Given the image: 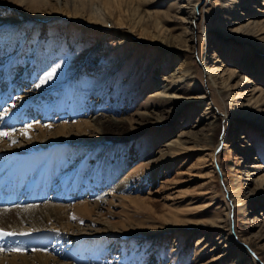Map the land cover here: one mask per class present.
<instances>
[{"label":"rangeland","instance_id":"1","mask_svg":"<svg viewBox=\"0 0 264 264\" xmlns=\"http://www.w3.org/2000/svg\"><path fill=\"white\" fill-rule=\"evenodd\" d=\"M83 1L73 0L68 8L54 0L49 6L40 1L28 0L25 5L22 0H0V131L16 134L31 125L71 126L85 121L81 134L69 135L67 142L59 143L64 145L12 158L0 156V180L6 179L0 185L2 193L12 191L17 182L28 187L23 192L34 186L44 196L0 210L47 203L92 205L113 192L117 197L113 208L103 206L87 218L67 223L118 236L93 238L96 234L84 231L73 236L14 234L16 245L25 246L17 251L9 247L0 253V260L12 254H25L31 260L33 253H42L68 264H235L238 257L242 264H264L258 249L264 248V106H248L260 95L253 91L254 85L264 91V41L223 33L231 21L222 12L225 0L191 2L197 7L196 19L186 24L194 34L188 51L183 42L176 41L175 47L161 45L155 37L163 28L179 35L180 23L165 12L174 8L175 1L191 11L186 0L99 1L111 14L109 28L91 23L89 0ZM238 2V16L246 19L247 12L264 20V0ZM140 20L141 26L136 25ZM260 34L264 38V29ZM168 52L175 60L166 59ZM203 57L213 66L216 86L202 74ZM243 60L253 71L245 72L244 82L232 78L229 91L235 98L223 101L220 81L229 72L223 75L218 68L242 69ZM183 62L195 70L196 80L185 78L174 85ZM49 72L54 76L45 80ZM49 84L54 87H46ZM164 87L169 94L187 98L202 94L205 99L172 106L160 95ZM212 113L220 118L229 115L214 127ZM103 118L113 122L101 131L84 127ZM202 134L211 136L204 142ZM226 135L230 138L217 144V138ZM168 144L189 151L172 158ZM226 144L230 148H224ZM198 145L210 150H197ZM215 147L213 166L200 165V156L211 154ZM9 159L11 165L4 167ZM136 168L135 185L116 192L118 181ZM225 168L242 189L239 200L251 198L246 208H240L247 217L237 214ZM209 170L216 180L213 193L201 196ZM217 217L221 225L226 221L223 229L212 226ZM244 220L246 233L239 226ZM221 234L228 237L221 241ZM250 237L258 248L246 242ZM29 239L36 246L26 251Z\"/></svg>","mask_w":264,"mask_h":264},{"label":"bare ground","instance_id":"2","mask_svg":"<svg viewBox=\"0 0 264 264\" xmlns=\"http://www.w3.org/2000/svg\"><path fill=\"white\" fill-rule=\"evenodd\" d=\"M29 1H31V2H39L40 1V2H43L47 6H49L52 2V0H29ZM99 1H102V0H89L88 3L90 4L92 11L88 16H90V20H91L92 24H96L97 26H100V27L103 26L105 28L106 27L109 28V24L110 25L112 24L111 14L109 12H105L102 9L101 5L99 4ZM103 1L106 2L107 0H103ZM151 1H153V0H144L143 2L145 4H147ZM186 1H187L188 5L190 4L192 6L191 11L184 10L186 6L185 5L182 7L178 6L177 5L178 2L175 1L173 3L174 8L170 7L167 10V12H165L167 14L166 17H171L176 22L180 23V25L182 27V31L179 32L178 36H175L174 34H171L169 32V30L167 31L164 28L161 29L159 35H155V37H157V39L160 41L161 45L165 44L168 46H174L175 47L174 44L176 41L177 42H183L185 44L191 42L194 34H193V31L189 29V27H186V24L188 22L192 23L193 19H196L195 9L197 7L196 6L197 3L191 4V2L193 3V0H186ZM54 2L58 6L64 5L65 7L69 8V2H73V0H54ZM80 2L82 4L86 3L83 0H80ZM21 3L26 5L28 3V0H22ZM238 4H239L238 0H225L224 1V6H223L222 12H223L224 16L228 17L229 20H231V21L227 22L226 26H225L229 30H227L226 33L223 31V33L225 35L242 34V35H245L246 37H249L250 39L258 42V43L263 42L264 38L260 37L261 36L260 33L263 32V29H264V20H262V19L260 20V19H258V17H255L254 15H249L247 12H246V14H247L246 19H244L242 16H238L237 14L239 12V8L241 7L240 4L239 5ZM262 6H264V3ZM139 7H140V5L137 6V9ZM203 9H205V8H203ZM229 9H230V11H229ZM233 9L236 10V11H234V13L232 12ZM261 11L264 15V8H262ZM81 12H84V9ZM119 23L121 25L123 24L122 22H119ZM141 24H142L141 20L136 22V25H138V26H141ZM144 29L146 31H148L147 28H144ZM187 45L188 46H186V47H187V51H188L189 50V44H187ZM166 59L172 60V61L175 60V58L171 55V53H169V55L166 56ZM201 61H202V67H203L202 74H204V72H205V74L207 76V80L216 86L217 85V79H215L213 76L214 71H213V66H211V62H208L205 57H203ZM241 66H242L241 68L243 70L242 69H236V70H232V69L227 70L226 69L225 71H223L225 69V67L224 68H221V67L218 68V70H220V72H223V75L226 71L229 72V75L227 76L228 78L227 79L222 78L220 81L221 82L220 87H222L223 90L220 91L219 96L223 101H225L226 99L231 100V99L235 98V95L234 94L232 95L231 92L229 91L230 82H231L232 78L239 77L240 82H244L247 79L246 78L247 74L245 72L253 71V69H250L249 66L245 65V60L242 61ZM194 74H195V70L193 68H191V66L188 63L183 62L180 65V67L177 69V76L178 77L174 78V79H177V80H174V85L183 83L185 78H190L192 81H195L196 77H194ZM192 84L193 83H190V85H192ZM46 87H54V86L52 84H49ZM253 87H254L253 91L254 92L256 90L259 91L260 95L258 96V99L255 100L256 102L251 101L250 103H248V106H257L259 108H263V106H264V91L258 85H254ZM165 90H166V87H164V89L161 90L160 95H162L164 99H167L166 102H170V104L172 106H174V105L176 106L180 101H187L190 99L192 100V98L197 99V100L205 99V96L202 94H196V96H194V97H188L187 98V97H184V96L177 94L176 92L169 94V93L165 92ZM199 91L201 92V88H199ZM178 105H180V104H178ZM212 114H213L212 115L213 121L210 122V125H212L214 127L217 126L223 120H225V122H226V119L229 115V114H222L223 118H220L216 114H214V113H212ZM110 121H111V119H109V118L90 120V122L84 123V127L88 128V129L94 128L95 131L96 130L101 131L102 128L106 127V124H108ZM83 122H85V121L78 122V123L73 124L71 126L67 125V124L47 125V126L31 125L30 127H27L25 129L18 131L16 134L8 131V133H10L9 136H0V156L1 155H4L6 157L11 156L10 158H12L13 156L15 157L16 155L20 156L21 154H29L31 152L38 151L40 149H44V147H47V146L49 148H54L57 145H64V144H59V143L64 142L65 140L69 139L68 138L69 135L81 134V128L80 127H82L81 125H83ZM111 122H113V121H111ZM32 131H34V133ZM0 132H5V131H0ZM209 136H211V134H202L200 140L205 142L207 140V139L205 140V138H207ZM229 138L230 137L228 135L221 138V140H219V138H217L218 139L217 144H221V142H226ZM25 140H27V141H25ZM65 142H67V141H65ZM76 143L77 142H70V144H72V145H75ZM11 144H15V145L10 148ZM167 146H168L167 147V149H168L167 154H170V156H172V158H173L174 154H175V156H181V155L185 154L183 152L189 151L185 147H180V148H177L176 150H174L173 144H168ZM198 147L199 148L197 150H204V152H207L208 150H210V148L208 146L198 145ZM216 148L217 147H215L212 150L211 154L206 153L205 155L200 156V158H199L200 165H202V166L204 165L205 168H207V167L209 168L210 166H213L212 162H213V158L215 156V149ZM224 148H226V149L230 148L229 144H226L224 146ZM165 156H166V154L163 155V157H165ZM118 158H120V157H118ZM49 163H51V162H49ZM8 165H11L10 159L8 160L7 164H4V167H6ZM138 169L139 168L130 170L129 172H127L124 175V177H122L118 181L117 188L115 187L116 192H118V191L123 192L126 190V188H131L132 186L135 185L134 184L135 183V177L137 176L136 173H137ZM31 171L33 172V170H31ZM225 171L227 172L228 183L230 185V190H231L230 193L232 195V199H234L236 201V203L238 204L237 206L239 209L237 210V214L242 216V217H247L246 211L242 212L243 209L241 210L240 208H246L247 203L251 202V198L245 197V199L243 201L239 200V196L237 194L240 193L242 191V189L239 185H237V183H235V181H233V180L231 181L229 179V170L227 168H225ZM24 172L28 173V171H24ZM238 173H241V172L238 171ZM29 175H27V176H29ZM9 178H10V176H9ZM204 178L206 180V183L203 186H205L206 189H205V191H203L200 194L201 196H207L209 194H212L213 193L212 192V190H213L212 186L216 182L213 170L212 171L209 170L208 173H205ZM14 179H15V177H13L11 180H14ZM22 179L24 180L25 178H22ZM22 179H19L18 181L20 182ZM26 180L29 181L28 179H26ZM38 180H39V177H38ZM2 182H6L5 177L0 180V185L2 184ZM16 183L17 182L14 183V188L12 191L7 190V193H2V191L0 190V206L10 205V204H17V205L24 204L25 205L28 202H34V201L36 202V200H39L40 198L41 199L44 198L43 194L39 193L37 191V190H39V187H38V189H35L34 186L28 185L29 187H31L30 192L28 190L23 192L21 189L26 187V185L24 183L23 184L19 183V186H18V185H16ZM36 183H38V182L36 181ZM27 188L28 187H26V189ZM104 196L96 199L92 205L89 202L77 203L74 206H69V205L62 206V205H55L52 203H47L43 206L37 205V206H29V207H25V208H12V209L0 210V231H5V232L12 233V234H17V235L18 234H30L33 231L35 233L57 232V233H60L61 235L63 234V235H69V236H73L78 232L84 231V232H86V234L87 233L96 234V235H94L93 238H101V237H106V238L114 237V238H116V236H118V235L115 234L116 232H113V231H102V232L100 231L99 232V230H98V232H96V231H93L92 229H90V227H88V229L85 231L80 226V223H76V225H71V224L67 223L69 220L74 221V219L87 218V217L91 216L92 214H94L97 210L102 209L103 206L108 207V209H106V210H110L111 208H113L114 204H115L114 199L117 198L116 195L112 192L111 194L106 195L107 196L106 198H104ZM30 204H32V203H30ZM211 205L212 204H210L208 206H211ZM208 206H206V208H209ZM247 223H248V221L244 220V221H241L240 225H239L240 229H243L245 233L247 232V227L245 226V224H247ZM91 224H93V223H91ZM223 224L225 225L226 221H224L222 223V225ZM26 225H29V228L24 227ZM222 225H221V220H220V218L218 219V217L216 218V221L212 223V226L217 228V229H223ZM113 226L114 225H112V227ZM114 227H116V226H114ZM91 234H88L87 236H89ZM18 236H20V235H18ZM221 236H222V239H219L221 241L223 240V238L228 237L225 234L224 235L221 234ZM26 238H23V239H26ZM15 240H11V239L1 240L3 245L0 246V249H3V250H0V253L3 252L5 254V252L7 250L11 249L9 247H12V249L17 251V249L13 248L14 244L16 245V243H14ZM18 241H20V240H18ZM246 242H248L251 245H254L256 248H258L257 247L258 243H256L253 239H251V237L247 238ZM26 244L28 246L26 248V251L28 249H31L34 246H36V244H34L32 240ZM4 245H7V247H5ZM45 245L46 244L42 243V246H45ZM24 246H25V244L23 242L19 245L18 249H22ZM258 249L261 251V255H263L262 257L264 258V248L263 249L258 248ZM231 250L233 251V249H231ZM33 254L34 255L32 256V258L30 257L31 260H29L27 258V256H25V254H20V255L12 254L13 256L11 255L10 258L3 257L0 260V264L6 263V262L11 263V264H68V263H61L57 258L46 255V254H42V253H33ZM235 264H242V259L240 257H238Z\"/></svg>","mask_w":264,"mask_h":264},{"label":"snow or ice","instance_id":"3","mask_svg":"<svg viewBox=\"0 0 264 264\" xmlns=\"http://www.w3.org/2000/svg\"><path fill=\"white\" fill-rule=\"evenodd\" d=\"M53 76H54V73L53 72H49L47 77L45 78V80H50V79L53 78ZM9 135H10V133H8V132H0V136H9ZM0 235H8V234L7 233H0Z\"/></svg>","mask_w":264,"mask_h":264}]
</instances>
